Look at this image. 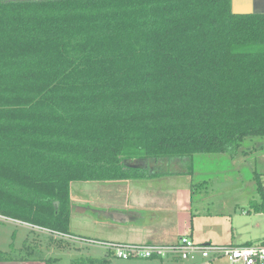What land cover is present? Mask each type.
<instances>
[{
    "label": "trees",
    "instance_id": "obj_1",
    "mask_svg": "<svg viewBox=\"0 0 264 264\" xmlns=\"http://www.w3.org/2000/svg\"><path fill=\"white\" fill-rule=\"evenodd\" d=\"M256 136L264 14L231 0H0V217L70 236L72 182L151 178L156 162ZM31 244L0 262L50 260Z\"/></svg>",
    "mask_w": 264,
    "mask_h": 264
},
{
    "label": "rangeland",
    "instance_id": "obj_2",
    "mask_svg": "<svg viewBox=\"0 0 264 264\" xmlns=\"http://www.w3.org/2000/svg\"><path fill=\"white\" fill-rule=\"evenodd\" d=\"M152 165H155L154 172L157 173L155 174L157 177L145 181L177 183L178 197L180 199L184 197L180 200L181 203L189 206L184 219L193 213L197 230L206 233L210 242L254 244L264 238V212L255 209V206L262 202L255 176L258 173L264 174V136L247 137L239 148L231 152L194 153L190 157L164 159ZM261 179L264 183V176ZM102 183L103 181L72 182L70 199L81 197L96 202L101 196H105L107 200V194L102 195L104 191L111 193L116 189L112 200L127 203L128 198H125V193L128 191L123 186L119 189L109 186L103 188ZM130 185H133V182ZM118 190L122 191L121 195L118 194ZM74 206V201H71L70 232L98 237L130 236L129 231L126 234L123 229L119 231L116 226L91 224L89 220H80L76 216ZM79 207L82 210L86 209L88 219L96 214V207L93 204L84 203ZM180 219L183 220L182 216ZM155 223L156 219H153L152 224ZM30 227L32 226L26 223L0 217V249L18 255L20 252L23 253L20 248L24 242L34 243L31 244L33 256L50 258L49 261L42 260V264L148 263L147 259L143 260L144 258L122 259L101 246L84 245L72 237L54 234L37 227H33L36 229L33 232ZM196 232L194 230L193 237ZM59 236L62 237L61 245L55 240H49V237ZM184 236L191 237L189 234ZM96 259L101 262L96 263Z\"/></svg>",
    "mask_w": 264,
    "mask_h": 264
},
{
    "label": "crops",
    "instance_id": "obj_3",
    "mask_svg": "<svg viewBox=\"0 0 264 264\" xmlns=\"http://www.w3.org/2000/svg\"><path fill=\"white\" fill-rule=\"evenodd\" d=\"M231 10L238 14H264V0H231ZM154 177L157 176L144 178L143 180L103 181V188L104 186H109V188L117 187L119 189L123 186L128 191V193H125V198H128L127 203L119 202L116 199L112 200L113 194L116 193V189H113L111 193L104 191L102 195L106 193L107 200H105V196H101L96 202L89 199L85 200L81 197H75L74 200H71L75 203L74 209L77 218L80 220H89L91 224L101 223L102 225L108 224L110 226H116L119 231L123 229L126 234L129 231L130 236L126 235L127 237H125L127 239L124 238L125 235L118 237H98L72 232H70V237L75 241H77V238L89 241L79 242L84 245L93 244L101 246L98 242L111 241L122 243L170 244L176 242L179 237L189 234L191 236L190 238L196 242L212 243L206 233L203 234L201 231L197 230L194 224L195 218L193 219V213H191L187 219H184V215H187L186 212L189 209L187 207L189 206L186 203H181L180 200H183L184 197H182V199L178 197L179 186H177V183L173 182V185L172 182L164 184V182L157 181L153 183L155 180L145 181L146 179L150 180ZM132 182L133 185H130ZM149 184H151V186H148ZM121 192V190H118V194L121 195ZM130 195L131 199L129 200ZM120 197L121 196H119V198ZM84 203L93 204L96 207V214L90 217L92 220L86 218V209L82 210L81 207H79V205H83ZM180 216H182L183 220L180 219ZM153 219H156L155 224H152ZM126 229L127 231H125ZM194 230L197 231L195 233L196 238L193 237ZM216 244L235 243L219 241L216 242ZM146 259V262H148L147 264H194L174 254H168L161 258H144L143 260ZM42 263L43 261L38 259L0 262V264ZM212 264H228V262L220 258L214 260Z\"/></svg>",
    "mask_w": 264,
    "mask_h": 264
},
{
    "label": "built area",
    "instance_id": "obj_4",
    "mask_svg": "<svg viewBox=\"0 0 264 264\" xmlns=\"http://www.w3.org/2000/svg\"><path fill=\"white\" fill-rule=\"evenodd\" d=\"M77 241L84 240L77 238ZM98 243L111 254L122 259L161 258L174 254L194 264H212L214 260L220 258L225 259L228 264H264V240L254 244L235 245L199 243L188 236H181L176 242L170 244L111 241Z\"/></svg>",
    "mask_w": 264,
    "mask_h": 264
},
{
    "label": "water",
    "instance_id": "obj_5",
    "mask_svg": "<svg viewBox=\"0 0 264 264\" xmlns=\"http://www.w3.org/2000/svg\"><path fill=\"white\" fill-rule=\"evenodd\" d=\"M55 204H57V202H55Z\"/></svg>",
    "mask_w": 264,
    "mask_h": 264
}]
</instances>
